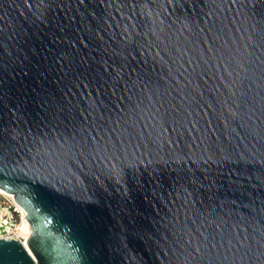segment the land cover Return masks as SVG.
<instances>
[{
  "label": "water",
  "instance_id": "water-1",
  "mask_svg": "<svg viewBox=\"0 0 264 264\" xmlns=\"http://www.w3.org/2000/svg\"><path fill=\"white\" fill-rule=\"evenodd\" d=\"M0 264H264V0H0Z\"/></svg>",
  "mask_w": 264,
  "mask_h": 264
},
{
  "label": "built area",
  "instance_id": "built-area-1",
  "mask_svg": "<svg viewBox=\"0 0 264 264\" xmlns=\"http://www.w3.org/2000/svg\"><path fill=\"white\" fill-rule=\"evenodd\" d=\"M0 195H2V201L0 202V210L2 212V215L7 217L8 220L11 222V231L7 235L17 237L15 227L18 224H21L23 220H25L24 212L14 202L11 194V196H4V193L0 192Z\"/></svg>",
  "mask_w": 264,
  "mask_h": 264
},
{
  "label": "bare ground",
  "instance_id": "bare-ground-1",
  "mask_svg": "<svg viewBox=\"0 0 264 264\" xmlns=\"http://www.w3.org/2000/svg\"><path fill=\"white\" fill-rule=\"evenodd\" d=\"M0 192L11 196L8 192L4 191L3 189L0 188ZM8 222V223H6ZM17 237L24 241L29 235V225L28 223L23 220L21 224H18L15 227ZM11 231V222L8 220L7 217L2 215V212L0 210V235H7Z\"/></svg>",
  "mask_w": 264,
  "mask_h": 264
},
{
  "label": "rangeland",
  "instance_id": "rangeland-1",
  "mask_svg": "<svg viewBox=\"0 0 264 264\" xmlns=\"http://www.w3.org/2000/svg\"><path fill=\"white\" fill-rule=\"evenodd\" d=\"M4 196H7V195L4 194ZM1 201H2V195H0V202H1ZM6 223H8V222H6Z\"/></svg>",
  "mask_w": 264,
  "mask_h": 264
}]
</instances>
